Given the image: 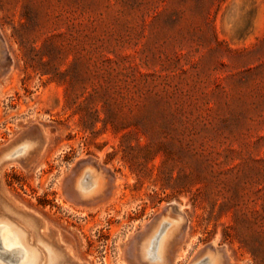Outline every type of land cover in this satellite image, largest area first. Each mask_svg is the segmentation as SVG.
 I'll list each match as a JSON object with an SVG mask.
<instances>
[{
	"label": "rangeland",
	"instance_id": "rangeland-1",
	"mask_svg": "<svg viewBox=\"0 0 264 264\" xmlns=\"http://www.w3.org/2000/svg\"><path fill=\"white\" fill-rule=\"evenodd\" d=\"M11 143L0 217L47 259L153 264L164 216L165 264H264V0H0ZM86 169L105 200L78 197Z\"/></svg>",
	"mask_w": 264,
	"mask_h": 264
},
{
	"label": "bare ground",
	"instance_id": "bare-ground-1",
	"mask_svg": "<svg viewBox=\"0 0 264 264\" xmlns=\"http://www.w3.org/2000/svg\"><path fill=\"white\" fill-rule=\"evenodd\" d=\"M24 149L25 146H23L21 143L12 146L6 152H4L0 156V172L3 169L2 164L5 161L13 160L19 155L24 154L28 148L25 152ZM74 186L80 199L90 200L91 202L95 203L104 199L105 184L101 178H97V172L95 173L94 170H83V172L77 178ZM160 219L162 220L157 223L154 233L146 241L144 249L141 250V258L148 260L153 264H165V250L169 244V240L172 234L179 229L180 223L183 222V219L178 218L171 220V222H165L164 216ZM7 241L13 242V244L16 246L13 245L12 249H8L9 244ZM30 241V235H28L27 232H25L21 227L2 216L0 217V242L1 245L6 248V250L3 251L4 254H9L8 256L10 257L18 255V257H16L20 258L19 264H47L48 261V264H64L63 258L60 254L61 252L59 250L47 246L45 248L49 258L47 259L44 255L39 253L38 249L35 248L34 245L30 244ZM220 263L219 257L215 258L211 254L205 257V262L197 264Z\"/></svg>",
	"mask_w": 264,
	"mask_h": 264
},
{
	"label": "water",
	"instance_id": "water-1",
	"mask_svg": "<svg viewBox=\"0 0 264 264\" xmlns=\"http://www.w3.org/2000/svg\"><path fill=\"white\" fill-rule=\"evenodd\" d=\"M14 145H17V143H11V144L5 146L4 148H2V149L0 150V156H1L4 152H6L9 148H11L12 146H14ZM173 208H175V209H179V206H178V205H175V204H170V205H169V209H173Z\"/></svg>",
	"mask_w": 264,
	"mask_h": 264
}]
</instances>
